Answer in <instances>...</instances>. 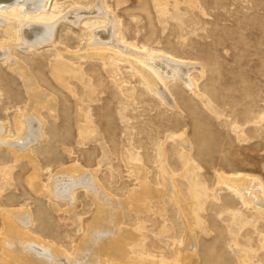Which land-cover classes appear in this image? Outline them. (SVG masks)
I'll return each instance as SVG.
<instances>
[{
  "label": "rangeland",
  "instance_id": "374dc122",
  "mask_svg": "<svg viewBox=\"0 0 264 264\" xmlns=\"http://www.w3.org/2000/svg\"><path fill=\"white\" fill-rule=\"evenodd\" d=\"M95 1L51 0L49 14ZM103 1L125 33L120 59L86 48L100 19L84 15L74 26L59 16L53 41L31 51L7 32L19 33V22L0 21V51L11 54L0 57L3 137L14 139L25 109L46 135L16 160L15 148L0 145V237L5 218L31 214L33 225L20 229L57 251L52 259L45 249L54 264L79 256L86 264H264V211L221 182L258 181L264 202V0H168L162 11L153 0ZM146 51L193 66L197 92L168 83L177 103L169 107L137 61ZM13 59L26 81L11 71ZM73 166L92 171L97 189L77 184L65 200L51 184ZM98 198L117 217L94 228ZM99 244L108 247L97 260ZM22 254L0 241V264H23L14 258Z\"/></svg>",
  "mask_w": 264,
  "mask_h": 264
},
{
  "label": "bare ground",
  "instance_id": "6f19581e",
  "mask_svg": "<svg viewBox=\"0 0 264 264\" xmlns=\"http://www.w3.org/2000/svg\"><path fill=\"white\" fill-rule=\"evenodd\" d=\"M50 1L51 0H0V5L4 4L3 6H0V21H4L5 23H7V20L10 21L11 19H15L16 22H19V27H20L19 33L16 34L12 29L9 30L7 29V32L11 34L12 39H16L18 37L21 38L22 43L26 44L28 46V50L31 51L33 49H36L37 47H41L44 44H49L53 41L55 35V24H56L55 20L53 19H56L60 16L59 18H63L71 25L75 26L82 21L81 20L82 16L85 15L88 17L101 20L100 22L97 23L100 25L98 26L95 25L94 28L90 30L91 39L89 40V42H87V46H86L87 50H92V52L99 53L98 55L102 59L112 58L114 56L119 58L122 55H128V53L122 51L125 50L124 47L121 46V44H124L122 38L125 37V33L123 32V28L119 27L120 20L114 15L112 11L107 9V5H105L103 0H96L93 6L91 5L92 7L90 6L89 9L87 8L82 9L80 7H76L77 5H75L74 3L75 6L71 5L72 6L71 9L67 10L63 14L60 12L49 14ZM153 2H155V7L159 8V11H162V9L168 4V0H153ZM2 8L5 9V13L1 11ZM3 17H6L7 19H4ZM57 20L58 19H56V21ZM127 46L132 49L138 48L144 51L143 45L141 48L134 43H129L127 44ZM57 48L59 51L63 50L62 47L58 46ZM155 54L156 53L146 51V54H143L142 58H137V61L141 63L140 64L141 68L144 69L146 72L147 69L151 71V73L147 72L149 77H152L154 79L155 76L159 81L158 83L157 80L154 79V83H156V85L150 82V85L153 88V90L157 94H159L161 98L164 101H166V103L169 104V107L172 106L173 108H176L177 107L176 105L177 103L175 101L176 98H174L172 92L170 91L171 89L168 88V83L172 84L175 81H179L181 85L189 89L188 91L191 90L193 93H196L197 92L196 91L197 88L195 84L196 82L194 83L193 79L189 75V71L193 66H191L190 64H185L174 58H171L170 56L169 58L168 57L166 58L164 56L162 57L161 55L159 56ZM0 57L9 60L11 58V54L7 51H0ZM9 61H11V59ZM10 65L9 66L12 68L11 71H16L18 74H21L24 77L23 73L25 70L22 67L23 65H21L18 60L16 61L13 59ZM24 80L26 81L25 77ZM32 88H36V87L34 86L31 88L27 87V89H31V90ZM30 112H31L30 110L25 109V111H20L17 115H15L16 116L15 118H17L16 128H15L16 135L13 140L6 139L5 135L3 137L2 134L3 126L0 125V145L15 148L13 149L14 151L12 150V152L14 153L13 156L15 160L19 159V157L27 156L28 154L27 152H29V150L28 151L25 150H27L32 144H35L39 140H42L44 139V137H46L45 133L42 130V126L44 122L42 121V125H40L36 117L33 116V114L31 115L33 111L31 113ZM80 119L81 118H79L80 123L78 122V124L81 123L85 124ZM77 128L79 127L77 126ZM81 128L82 127L80 126L79 132ZM83 131L84 130H82L81 133H84ZM177 137H181V134L177 135ZM19 140H21L22 142H19ZM184 164L186 165V162ZM187 167L188 166H186V168ZM79 168L80 167L73 166L72 168L66 169L65 171L62 172L59 171L61 175L58 176V179L55 182L52 181L51 184L52 189L54 188L55 194L57 196L65 200L73 199L74 189L77 184L81 186L85 185V187L88 189H97L95 176L93 172L85 171L84 173L80 172V174H77ZM55 177L56 175L53 176V178ZM221 182L225 183V186H227L228 189H232V191H236L237 193H239L241 197L240 202L243 205L248 207L250 206V208L255 209L256 212H258V210L264 211V202L260 200L259 192L255 190L258 188V186H260L257 185L258 181L255 183L256 186L254 184H251L252 180L250 182L246 180H234L231 179L230 177L222 178ZM253 185L255 187H253ZM262 187H260L261 190ZM261 190L260 193H263L261 192ZM93 195L94 198L98 197L96 192H94ZM174 195L172 194L171 196ZM101 202L103 203V201L98 198L97 215L101 218V222L97 221L93 225L94 228H99L104 226L105 224L114 222V219L117 217L116 211L112 210L114 208H109L106 205L102 204ZM54 211H57V209L54 208ZM22 216L25 215L24 214L19 216L14 215L11 217L8 216L7 219L5 218V220H11V223L9 225V229H5L3 237H0V241L8 247H13L15 244L19 246V249L22 250L23 254L21 256H14V258L25 259L23 264H54L51 260L47 259V257H44L45 253L47 252L45 251L46 247L47 249H50L49 248L50 246L48 247L47 244L44 247L43 245L44 241H41L40 239L32 235L28 236L27 234L24 233L23 229H20L21 224L25 225L26 227L33 225V219H32L33 215L31 214L30 216L28 215L29 218H24ZM230 219H233V217H230ZM16 232L21 233V236L14 235L16 234ZM84 244H87L86 241L84 242ZM108 245H110V241L108 242ZM108 245L103 247L102 244H99L96 248H94L93 249L94 258L100 260L99 255L102 253V251L105 248L108 247ZM189 248H191V250L193 251L195 250L193 248V244ZM242 250L243 249H238V250L234 249V251L239 254L238 255L239 258L242 257L241 255L243 253ZM27 252H29L31 256H25ZM56 252L57 251H54L52 249L51 253L49 252L47 253L49 254L48 256L52 258L53 255L51 254H55ZM81 253L83 254V252ZM248 255H250V253ZM243 257L244 258L240 260L241 263H245L246 258L245 256ZM100 261L104 264L103 259ZM66 264H86V263H84L82 258H80L79 256L78 259L76 258V261L69 262Z\"/></svg>",
  "mask_w": 264,
  "mask_h": 264
}]
</instances>
